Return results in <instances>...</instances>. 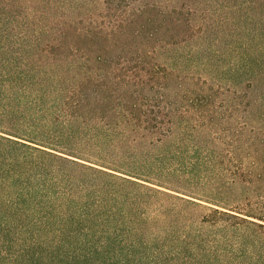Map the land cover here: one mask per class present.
I'll list each match as a JSON object with an SVG mask.
<instances>
[{
  "label": "trees",
  "instance_id": "trees-1",
  "mask_svg": "<svg viewBox=\"0 0 264 264\" xmlns=\"http://www.w3.org/2000/svg\"><path fill=\"white\" fill-rule=\"evenodd\" d=\"M0 264H264V0H0Z\"/></svg>",
  "mask_w": 264,
  "mask_h": 264
}]
</instances>
